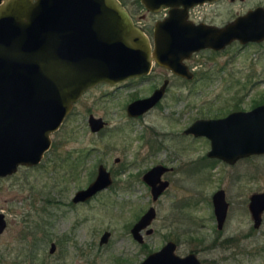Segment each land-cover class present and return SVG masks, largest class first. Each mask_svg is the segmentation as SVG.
<instances>
[{
	"label": "rangeland",
	"instance_id": "obj_1",
	"mask_svg": "<svg viewBox=\"0 0 264 264\" xmlns=\"http://www.w3.org/2000/svg\"><path fill=\"white\" fill-rule=\"evenodd\" d=\"M121 1L138 26L152 27L160 17L145 12L135 0ZM259 5L264 0H226L196 8L192 15L221 25ZM187 63L199 76L195 82L154 64L145 80L97 84L51 134V148L40 164L0 178V212L7 221L0 233V264H137L168 239L180 242L179 255L187 254L198 242L189 241L190 236L204 241L199 256L205 264H264V213L260 227L254 228L245 208L250 194L264 190V154L230 165L206 156L208 139L183 133L196 118L249 110L263 99L264 41H233L218 52L200 50ZM164 77L172 85L157 108L140 120L127 116L126 105L149 96ZM90 114L103 118L105 127L90 131ZM99 164L111 172L112 185L72 203ZM156 164L169 168L162 175L169 185L154 201L142 175ZM219 188L232 205L220 231L211 202ZM149 206L156 210L154 232L144 234L143 246L130 228ZM105 231L110 237L100 244ZM218 232L221 238L239 239V245H213L220 242ZM51 242L56 244L52 254Z\"/></svg>",
	"mask_w": 264,
	"mask_h": 264
},
{
	"label": "water",
	"instance_id": "obj_2",
	"mask_svg": "<svg viewBox=\"0 0 264 264\" xmlns=\"http://www.w3.org/2000/svg\"><path fill=\"white\" fill-rule=\"evenodd\" d=\"M213 1L139 0L150 12L169 8L168 16L156 21L151 42L119 0H0V177L13 174L18 166L38 165L51 147V134L80 97L97 84L116 85L148 75L154 64L191 79L194 74L185 60L193 53L223 50L233 41L241 45L264 41V6L221 27L188 19V9ZM166 84L164 81L148 97L129 102L128 116L138 117L150 110L163 97ZM87 121L92 132L106 125L92 114ZM183 133L206 137L210 142L206 155L228 164L262 155L264 103L221 118L197 119ZM166 171L163 165H156L142 176L154 201L168 187V181L162 180ZM111 183L110 172L99 165L94 180L78 190L72 202H84ZM212 199L221 228L228 206L224 191H217ZM248 208L253 227H260L264 190L250 195ZM155 216L151 206L133 225L131 234L137 241ZM5 224L0 212V233ZM109 236L105 231L100 243ZM175 248L169 241L138 264H200L195 254L180 256Z\"/></svg>",
	"mask_w": 264,
	"mask_h": 264
},
{
	"label": "flooded vegetation",
	"instance_id": "obj_3",
	"mask_svg": "<svg viewBox=\"0 0 264 264\" xmlns=\"http://www.w3.org/2000/svg\"><path fill=\"white\" fill-rule=\"evenodd\" d=\"M121 3H122V1L121 0H119ZM224 1H226V0H216V1H213V2H204V3H202V4H198V5H196V6H194V7H192V8H190V9H188V19L190 20V21H192L193 23H195V24H198V23H204V24H209V25H215V26H219V27H221V26H223V25H225L227 22H229V21H227L226 23H224V24H221V25H217V24H214V23H211V22H207V21H205V20H203V19H198V18H196L195 19V16L194 15H192V11L194 10V9H196V8H203L204 6H208V5H215V4H217V3H220V2H224ZM123 4V3H122ZM124 5V4H123ZM125 6V5H124ZM126 7V6H125ZM127 8V7H126ZM145 12L147 11V10H145L144 8H142ZM128 10V9H127ZM168 10H169V8H163L162 10H160L159 12H156V13H154V12H150V11H147L148 13H153V14H156V15H159L160 14V17H157V19L155 20V23H156V21L157 20H160V19H163V18H165V17H167L168 16ZM129 11V10H128ZM129 13H130V11H129ZM130 15H131V17H132V19L134 20V17H133V14H131L130 13ZM238 16V15H237ZM134 22L136 23V21L134 20ZM155 23L152 25V27H147V26H140L141 28H142V30L145 32V34L149 37V39H150V41L152 42V37H153V29H154V25H155ZM227 47V46H226ZM225 47V48H226ZM224 48V49H225ZM202 50H204V49H202ZM206 50H209V51H212V52H218V51H222V50H213V49H206ZM185 63H186V65L188 66V63H187V60H185ZM188 68H189V70L194 74V76H193V78H191V79H186V78H183V77H181V76H178V75H175V74H173L171 71H170V73H171V75H173V76H176L177 78H179V79H181V80H185V81H188V82H195V81H197L198 79H199V76L198 75H196V71H195V69L193 68V67H189L188 66ZM166 69V68H165ZM168 70V69H167ZM150 74V73H149ZM148 74V75H149ZM148 75H145V76H142V77H134L132 80H134V79H140V80H145V79H147V76ZM164 81H167V84H166V89H165V93H166V91L168 90V88L172 85L171 84V81H170V79L169 78H167V77H164L163 78V80H162V83L159 85V86H157V85H155L154 87H153V89H152V91H151V93L149 94V96L157 89V88H159L163 83H164ZM87 92V91H86ZM164 93V94H165ZM164 96V95H163ZM145 97V96H144ZM146 97H148V96H146ZM163 98V97H162ZM161 98V99H162ZM160 99V100H161ZM160 100L150 109V110H148L147 112H145L144 114H142L141 116H138V117H130L131 119H134V120H140V119H143V117H145V116H147L148 114H150L151 112H153L156 108H157V106L159 105V103H160ZM133 101V100H132ZM127 106V105H126ZM252 108V107H251ZM236 110H242V109H234V110H230L228 113H226V114H224V115H219V116H212V117H209V116H207V117H199V118H196L195 120H197V119H208V118H221V117H225L227 114H229L230 112H232V111H236ZM125 111H126V107H125ZM126 114H127V112H126ZM127 116H128V114H127ZM103 119V118H102ZM195 120H193L192 122H194ZM191 122V123H192ZM190 123V124H191ZM189 124V125H190ZM105 127V126H104ZM186 135V134H185ZM188 135H191V134H188ZM193 136V135H192ZM193 137H195V136H193ZM202 138H204V137H202ZM206 138V137H205ZM207 139V138H206ZM51 148V147H50ZM50 150V149H49ZM48 152V151H47ZM45 155V154H44ZM207 156V155H206ZM208 157V156H207ZM209 158V157H208ZM210 159H217V158H210ZM240 160V159H239ZM117 161H118V159H117ZM237 162V161H236ZM235 162V163H236ZM41 163V162H40ZM39 163V164H40ZM226 163V162H225ZM234 163V164H235ZM99 165H103V164H99ZM99 165L97 166V170H96V174H95V177H96V175H97V173H98V167H99ZM156 165H162V164H156ZM156 165H153L152 167H154V166H156ZM230 165H232V164H230ZM37 166V165H36ZM104 166V165H103ZM164 167H166L165 165H163ZM20 167H23V166H18V168H17V171H18V169L20 168ZM105 167V166H104ZM152 167H150V168H152ZM106 168V167H105ZM149 168V169H150ZM167 168V171L169 170V168L168 167H166ZM149 169H147V170H149ZM146 170V171H147ZM16 171V172H17ZM108 171V170H107ZM145 171V172H146ZM166 171V172H167ZM16 172H14L13 174H15ZM110 172V171H109ZM144 172V173H145ZM144 173H143V175H144ZM165 173V172H164ZM163 173V174H164ZM13 174H11V175H13ZM162 174V175H163ZM11 175H7V176H4V177H8V176H11ZM110 175H111V172H110ZM142 175V176H143ZM4 177H0V178H4ZM94 177V178H95ZM94 178H93V180H94ZM112 178V177H111ZM93 180H91V181H93ZM162 180H166V179H162ZM90 181V182H91ZM168 181V180H167ZM89 182V183H90ZM112 183H113V179H112ZM112 183H111V185H112ZM110 185V186H111ZM168 185H169V181H168ZM88 186V185H87ZM86 186V187H87ZM109 186V187H110ZM85 187V188H86ZM108 187V188H109ZM85 188H83V189H85ZM107 189V188H106ZM106 189H104V190H106ZM80 190V189H79ZM219 190H223L224 191V193H225V199H226V192H225V190L223 189V188H219V189H217L216 191H214L213 193H212V195H211V202L213 201V195L217 192V191H219ZM103 191V190H102ZM100 192V191H99ZM164 192V191H163ZM162 192V193H163ZM261 192V191H260ZM98 193V192H97ZM96 193V194H97ZM161 193V194H162ZM253 193H256V192H253ZM160 194V195H161ZM159 195V196H160ZM251 195V194H250ZM250 197V196H249ZM226 201H227V204H228V206H227V210H226V216H225V219H224V223H223V226L221 227V228H218V221H217V218H216V215H215V213H214V206H213V202H212V207H213V216H214V219H215V222H216V227H217V230L219 229V231L220 230H222L223 229V227H224V225H225V223H226V221H227V218H228V213L230 212V209H231V207H232V205L230 204V202L226 199ZM71 202H72V199H71ZM72 203H74V202H72ZM78 203V202H77ZM248 203H249V201H248ZM248 203H247V206H245V208H247V211H248V213H249V215H250V217H251V213H250V211H249V208H248ZM151 206H149L138 218H137V220L133 223V225L139 220V218L150 208ZM152 207H154V206H152ZM264 213V212H263ZM263 213H262V219H263ZM4 214V213H3ZM156 217V216H155ZM4 219H5V222H6V224H5V227H6V225H7V221H6V217H5V215H4ZM155 219V218H154ZM251 219H252V217H251ZM252 221H253V219H252ZM262 223V222H261ZM133 225L131 226V228L133 227ZM4 227V228H5ZM131 228H130V233H131ZM148 228H151L152 229V232H150V233H147L146 231H147V229ZM154 232V230H153V228L151 227V225L150 226H148L146 229H143L141 232H140V234H141V237H142V239H141V241H138V243L139 244H144L143 246H146V241H145V235L146 236H148V235H151L152 233ZM145 234V235H144ZM132 235V234H131ZM218 239H219V243L217 244V242H215V240L213 241V245H221V246H223L224 248H227V247H229V245H230V242H229V239H231L232 237H225V238H221V232H218ZM101 237H102V235H101ZM101 237H100V240H101ZM110 237V236H109ZM132 238L134 239V240H136L133 236H132ZM234 238V237H233ZM109 239V238H108ZM108 239H107V241L105 242V243H107L108 242ZM194 239V240H193ZM100 240H99V243H100ZM188 240L189 241H191V240H193V241H195V240H198V242L197 243H195V248L194 249H192L191 251H189L187 254H185V255H188V254H190V253H193V254H195L196 255V257H197V259L199 260V262H200V264H205V260L203 259V258H200V254H201V251H200V249L199 248H203L204 249V241L203 240H201V239H198V238H195V237H193V236H190L189 238H188ZM137 241V240H136ZM169 241H172V242H174V244L176 245V248H175V253L176 254H178L177 252H176V250H177V247L180 245V242L178 241V240H176V241H173V240H170V239H168L160 248H162L165 244H167ZM54 245V250L53 251H50V253L52 254V253H54V251L56 250V244L54 243V242H51L50 243V245ZM101 244V243H100ZM102 244H104V243H102ZM211 244V245H212ZM211 247H213V246H211ZM50 248H51V246H50ZM159 250V249H158ZM155 251H157V250H155ZM152 252H154V251H152ZM151 253V252H150ZM150 253H148V254H150ZM147 254V255H148ZM146 255V256H147ZM179 255V254H178ZM185 255H183V256H185ZM146 256H145V258H146ZM181 256V255H180ZM144 258V259H145ZM143 260V259H142ZM141 260V261H142ZM140 261V262H141ZM214 260H211V261H209L210 263L209 264H214V262H213ZM138 264V263H137Z\"/></svg>",
	"mask_w": 264,
	"mask_h": 264
},
{
	"label": "trees",
	"instance_id": "obj_4",
	"mask_svg": "<svg viewBox=\"0 0 264 264\" xmlns=\"http://www.w3.org/2000/svg\"><path fill=\"white\" fill-rule=\"evenodd\" d=\"M135 1L139 4V6H141L138 0H135ZM122 3H123V2H122ZM123 4H124V3H123ZM124 5H125V4H124ZM260 103H264V97H263V99L259 100V102H258V101H255V103L253 104V106H256V105H258V104H260ZM55 146H56L55 144L52 145V147H53L52 151L55 149ZM66 155H67V154H66ZM69 156H70V154L68 153V156H66L65 159H66V160H69V159H70ZM73 169H74V168H73ZM229 242H230V245H233V244H235V245L238 244V245H239V243H240V242H239V239H237V238H233V237H232L231 239H229ZM260 248L263 249L264 247L262 246V247H260Z\"/></svg>",
	"mask_w": 264,
	"mask_h": 264
}]
</instances>
